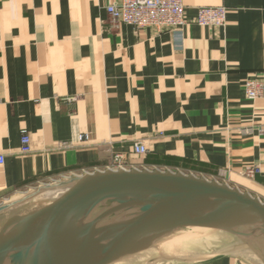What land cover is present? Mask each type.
I'll return each mask as SVG.
<instances>
[{
	"label": "crops",
	"instance_id": "1",
	"mask_svg": "<svg viewBox=\"0 0 264 264\" xmlns=\"http://www.w3.org/2000/svg\"><path fill=\"white\" fill-rule=\"evenodd\" d=\"M114 2L0 0V207L60 179L132 169L192 174L264 202V90L244 93L248 79L264 85V0H182L185 25L161 33L112 26ZM203 7L225 8V26H198Z\"/></svg>",
	"mask_w": 264,
	"mask_h": 264
},
{
	"label": "water",
	"instance_id": "2",
	"mask_svg": "<svg viewBox=\"0 0 264 264\" xmlns=\"http://www.w3.org/2000/svg\"><path fill=\"white\" fill-rule=\"evenodd\" d=\"M60 191L0 225V264H123L161 239L203 227L264 260V202L181 172L104 170L37 187Z\"/></svg>",
	"mask_w": 264,
	"mask_h": 264
},
{
	"label": "built area",
	"instance_id": "3",
	"mask_svg": "<svg viewBox=\"0 0 264 264\" xmlns=\"http://www.w3.org/2000/svg\"><path fill=\"white\" fill-rule=\"evenodd\" d=\"M106 13L112 26L120 24L131 26L134 30L152 28L156 32H177L185 25V7L182 0H118L106 7ZM196 23L200 27L223 28L226 23V10L223 7H203L196 12ZM264 85L260 79H248L244 84V93L248 100L263 98ZM264 120V111H263ZM20 152H31L30 137L22 132L20 137ZM131 150L138 156H146L148 149L139 141L132 144ZM124 156L114 154L112 165L122 168ZM5 157L0 154V167L4 165ZM259 171L258 167L244 170L246 178H252ZM1 191V187H0Z\"/></svg>",
	"mask_w": 264,
	"mask_h": 264
},
{
	"label": "rangeland",
	"instance_id": "4",
	"mask_svg": "<svg viewBox=\"0 0 264 264\" xmlns=\"http://www.w3.org/2000/svg\"><path fill=\"white\" fill-rule=\"evenodd\" d=\"M46 194L38 192L35 188L25 194L5 199L0 207V225L14 215L50 201V199H42L47 197ZM150 251L154 252L152 256L148 251H144L138 254V259L123 264H197L220 255H232L246 264H264V260L256 252H252L249 247L235 238L221 236L203 240L200 236L189 233L187 229L179 230L161 239L150 247Z\"/></svg>",
	"mask_w": 264,
	"mask_h": 264
},
{
	"label": "bare ground",
	"instance_id": "5",
	"mask_svg": "<svg viewBox=\"0 0 264 264\" xmlns=\"http://www.w3.org/2000/svg\"><path fill=\"white\" fill-rule=\"evenodd\" d=\"M59 193H60V191L59 192L58 191H54V192H51V193L49 192V193L46 194L47 197H44L42 199L49 198L52 195L57 196L56 194H59ZM40 200H41V198H40ZM187 230H188L189 233L194 234L195 236H200V238H202L203 240L210 239L211 237H215L216 238V237L226 236V233H224L222 231H218V230H214V229H208V228H203V227H192V228H187ZM203 242H205V241H203ZM242 244L246 245L243 242H242ZM246 246L249 247V249L252 252H254L253 248H251L249 245H246ZM147 251H148V254L150 256H152V254L154 253V252L150 251V248ZM252 254L255 256L254 253H252ZM258 262H260V261H258Z\"/></svg>",
	"mask_w": 264,
	"mask_h": 264
}]
</instances>
